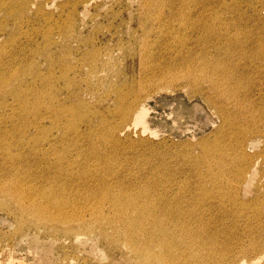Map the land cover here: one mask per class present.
I'll list each match as a JSON object with an SVG mask.
<instances>
[{
    "label": "bare ground",
    "instance_id": "6f19581e",
    "mask_svg": "<svg viewBox=\"0 0 264 264\" xmlns=\"http://www.w3.org/2000/svg\"><path fill=\"white\" fill-rule=\"evenodd\" d=\"M251 2L255 5L263 4L264 12V0ZM198 3H204V0ZM196 4L194 5L197 8L201 7ZM143 9H140L142 13ZM254 13L258 14V11L253 10ZM197 17L194 24H188L191 35L186 34L185 28L184 31L181 29L182 33L178 35L172 24V31L168 34L169 26L162 24L160 15L155 18L147 17L144 22L140 21V24L144 23L142 28H146V22L155 19L158 32L163 35L165 41H169V45H163L160 49L169 53L176 49L178 54L172 53L170 57L173 59L181 56L186 66L178 72L158 71V76L153 77L147 65L148 61L145 63L143 57L150 58L149 49L159 46V40L156 37L150 42V35H142L141 39L144 41L136 46L137 69L131 68L129 71L131 75L134 74L130 75L133 79L132 88L126 84L125 89L122 86V89L116 90L113 101L117 107L114 110L102 106L105 101L98 103L99 108L95 111H90L80 100L69 103L71 98L69 99L67 95L70 93L67 92L71 91L70 87L64 85L66 90L63 89L61 93L56 85L61 78H67L66 72L62 73L61 78H56L50 73L45 76L37 71L38 65L35 71L32 63L22 64V61H17L13 50L11 53L10 50L2 48L0 123H10L15 130L20 131L33 128L37 135L27 138L29 135L24 132L23 136L9 133L10 131L0 132V153H3L4 157V161H0V168L3 167L0 169V196L4 198L5 195L9 198L6 200H12L23 215L29 214L36 220H43L52 235L62 233V238L71 243L75 241L85 246L93 244L100 248V243L94 236L105 240V250L103 248L100 251L104 258L109 260L107 264H260L262 260L261 264H264V228L258 230L262 227H257L254 223L263 219L258 206L264 201V193L261 187L255 184L254 169L250 168L253 166L252 156L246 154L247 147L259 143L262 147L258 156L259 159L264 158V115L261 113L259 116L258 112H253L251 99L240 98L241 92H245L249 84L253 90L257 89L258 85L253 78H248L240 71L236 61V58H240L241 63H244V60L249 58L253 60L264 56L263 50L255 49L263 48V36L260 35L259 40L256 42L255 39L252 43L250 31L239 28L236 25L240 23L238 20L230 23L220 20L219 15L206 21L201 14ZM184 25L185 23H181L180 27ZM243 33L249 37H243ZM247 46L253 50H246L245 53ZM9 54L10 64L5 65L2 62L3 56ZM50 67L51 63L48 61V69ZM249 67L246 63L243 66L246 72ZM258 70V67H253L252 72ZM193 74H198L200 82H206L210 92L216 96L217 101H212L209 96L207 98L202 84L195 81L199 78L192 79L196 86L199 85V95L205 96V103L210 107L213 119H219L220 123L212 134L213 137L202 140L197 147L199 151L185 159L192 162L195 169L192 178L182 175L181 170L179 175L183 176L182 180H176L172 174H162L139 177L138 181L134 178L133 181H123L120 175L112 171L114 168L119 170L118 165L110 167L114 164L112 160H115V153L119 151L120 143H117L115 132H119L120 136L126 135L132 125H142L144 132L149 128V116L153 108L149 107L151 105L148 97L140 94L149 88L150 91L156 89V94L160 93L161 90L157 87L161 84L171 87L180 77L188 83H193L189 80ZM27 78L39 82L40 87L34 86L31 91L25 92L23 85ZM33 84L30 83L29 86ZM196 86L189 84L186 89L196 92ZM247 92H251V89H247ZM7 97L12 98L11 103L7 102ZM225 98L231 102V105L226 103L229 107H225V103L221 101ZM226 108L231 109V114L233 110H246L250 116L249 121L254 123L241 125L239 117L230 128V110ZM40 109L42 111L39 113ZM3 111L8 114L4 115ZM36 114L44 116V119L31 121V117L37 116ZM95 117H98L103 125L93 124ZM46 119L50 125L42 123ZM257 120L263 123L256 126ZM121 123L125 124L119 129ZM60 131L63 137L62 142H59L61 148H58L60 145L53 143L56 142L55 135ZM81 131L82 136L85 135L84 137L91 140L89 152L84 153L85 156H90V159L84 158L86 163L84 155L80 156V150L75 151V154L81 157L77 162L72 159L74 157L66 156V151L74 147V137L70 138V133L78 136L77 140L81 137ZM59 133L58 135H61ZM25 140L33 143V146L25 147L27 150L34 149L31 151L38 155L36 156L39 157V166L27 162L30 151L26 155V152H18L19 147L23 148L21 145ZM44 141V147L39 146ZM29 156L33 157V154L30 153ZM34 166L36 169L41 168V172H36ZM202 169H205L206 173ZM106 177L113 181H108ZM192 180L196 183L190 186ZM252 188L255 196L246 201L241 200L240 197L245 196ZM225 201L235 210H227ZM5 204V201H0V207L4 208ZM239 208H250V215L244 218L243 212L238 211ZM240 216L252 221L256 226H248L252 229L249 231H239L237 219ZM51 223L61 226H53Z\"/></svg>",
    "mask_w": 264,
    "mask_h": 264
},
{
    "label": "rangeland",
    "instance_id": "374dc122",
    "mask_svg": "<svg viewBox=\"0 0 264 264\" xmlns=\"http://www.w3.org/2000/svg\"><path fill=\"white\" fill-rule=\"evenodd\" d=\"M199 1L0 0V50L4 48L6 51L10 50L11 53L13 50L16 53L15 57L17 61H22V64L32 63L33 70L35 71L38 65L37 71L45 76H48L50 73L55 75L56 78H61L63 76L62 73L66 72L67 78H61L56 85L57 88H60L59 91L61 93L63 89L66 90L67 85L70 87L71 91L67 92L70 93L67 96H69V99L71 98L68 100L69 103L75 102L73 100H80L87 105L90 111H95V109L99 108L97 104L105 101L102 102V106H107V108L114 110L117 107V104L113 101L115 100L116 90L122 89V86L124 87L123 89L127 85V87H131L133 84L131 76L134 74L131 75L129 71L131 68L137 69L138 58H136V52L138 49H136V46L142 40L144 41V39H141L142 35L148 37L150 35V42L156 37L159 40V46L155 48L150 47V58L143 57L145 58V63L148 61L147 65L153 77L158 76L156 74L158 71L163 72L165 70L166 72H170L175 70L178 72L181 69L184 70L186 66L181 56L174 57L173 59L170 57L172 53V55L178 54L176 49L171 53L160 49L163 45H169V41H165L162 37L163 35H160L158 32V25L155 19L151 20L149 18L151 22H146L147 27L142 28L144 23L140 24V21L146 20L147 17L155 18L157 15H160L163 20L162 24L169 26L168 34L172 31L170 26L172 24L174 31H177L178 35L182 33L181 29L184 31V28L186 29V34L191 35L188 24H194L199 14L204 17L205 21L216 15H219L220 20H226L230 23L233 20H238L240 23L236 25L239 28L250 31L252 43L255 42V39L257 42L260 35L263 36V48L258 47L255 49H258V51L263 50L262 55H264V33H262V29L264 32L263 4L255 5L254 2H251L252 0H204V3H198ZM194 4L201 7L197 8ZM141 7L145 9H143V13L140 10ZM253 10L258 11V14H253ZM6 12L10 13L7 14ZM145 13L147 14L145 15ZM179 23H185L184 27L181 28ZM247 35L243 33V37L248 38L249 35ZM46 42L48 44H45ZM170 42L172 43V41ZM248 46L244 50L245 53L246 50L248 52L253 50V48H249ZM42 48L45 50H42ZM10 59V54L5 55L2 62L8 65L10 64ZM251 60L252 58H249L246 61L244 60V63H241V59L236 58L240 71L248 78H253L258 85V88L253 90V87L249 84L246 88L248 90L251 89V92H247L246 89L245 92H241L240 98L251 99L253 101V112H258L260 116L261 113L264 115V56ZM48 61L51 63L50 69H48ZM245 63L247 66H250L248 72L243 68ZM52 67H54L53 70L51 69ZM253 67H258L259 70L253 73ZM190 70L192 69L190 68ZM180 72L187 73V71ZM168 76H170V73ZM192 77L189 80L193 81V83L194 80L192 79L198 78L195 81L200 82L198 74ZM186 81V79L180 77L179 80L174 81L175 83L171 87L165 84L157 87L161 90L160 93L156 94L154 92L156 89L150 91L149 88L140 94L148 97L147 99L151 105L149 107L153 108V111H150L149 128L145 129L144 132L142 125L134 127L133 123H131V130L126 135L120 136L118 135L119 132H115L114 136L118 139L117 143L120 144L119 151L115 153L116 161L112 160L114 164L112 163L110 167L113 168L116 164L118 165L117 169L119 168V170L114 168L112 171L120 175L123 181H133L134 179L138 181L139 177L160 176L162 174H167V176H171L172 174V177L176 180H182L183 176L179 175L181 170H183L182 175L192 178L195 169H193L192 162H187L185 159L190 158L188 155L199 151L197 147L202 140L213 137L212 134L216 132L220 120L213 119L212 111L208 104L205 103V96L202 95L201 97L199 95V85L196 86V82L193 84ZM30 83L34 84L29 86ZM189 84L195 85L197 91L187 90L186 88H189ZM198 84H202L201 86L205 89L204 94L207 98L209 96L212 101H217L216 96L210 92L206 82L203 84L201 81ZM34 86L39 88L40 84L39 82H33L32 78H27L23 85L25 92L31 91ZM7 98V102L11 103L12 98ZM221 101L223 104L225 103V107L231 105V102L227 98L221 99ZM227 102L229 105H226ZM228 109L226 108V110ZM229 110L231 119L229 122L230 128L231 125L237 122L239 117L241 118V125L243 123L249 124L248 118L250 116L246 113V110H243V112L233 110L232 114L231 109ZM41 111L40 109L39 113ZM4 112L3 114L5 115L7 112ZM36 115L31 117V121L44 119V116ZM114 119L118 120V118ZM42 123L48 125L49 121L46 119ZM253 123L250 122V124ZM261 123L263 122L257 120L255 125L257 126ZM93 124L103 125V122L99 121L98 117H95ZM124 124H119L118 128L121 129ZM262 128L264 130V123ZM14 130L10 123H0V132L10 131L9 133H14L17 136H23L24 132L29 135L27 138H34L37 135V131L33 128L26 131ZM58 133L55 135L56 142L53 144L60 145L58 148H61V143L59 144V142H62L61 138L63 135L61 131L59 133L61 135H58ZM80 133L81 137L77 139L81 142L80 144L76 142V137L78 136L75 134L73 136L70 133V138L71 136L75 138L72 139V145H74L75 149L71 147L70 151H66V156H70L69 158L74 157L72 159L76 162L81 158L75 154L77 150H80V156L82 155L83 157L84 155L83 159L85 157L86 159H90V156L85 155L91 148V140L84 137L85 135L82 136L83 131ZM25 141L21 145L23 148L19 147V150L17 149L18 152L22 154L26 152L24 153L26 155L30 151L35 158L31 157L32 155L29 156V153L27 162L39 166L37 164L38 155L34 151H31L34 149L28 148L27 150L25 147L33 146V143ZM45 144L46 141L41 142L39 146L42 145L44 147ZM79 146L81 147L78 149ZM24 147L26 148L25 151ZM261 147L262 144L259 143L256 146L250 145L246 149V154L252 156L253 166H250V168L254 169L255 184L258 187L260 186L264 193V158L259 159L260 157L258 156ZM20 150L22 151L20 152ZM0 156V161H4L2 160L4 158L3 153H0ZM86 159H84L85 163ZM36 166H34V170L40 173L41 168L37 167L36 169ZM202 171L206 173L205 169H202ZM106 178L108 181H113L109 177ZM195 183L192 180L190 186ZM254 193L252 188L250 191H247L245 196H241L240 198L243 201L249 200L255 196ZM3 196L5 199L0 196V201H5L6 206L4 208L0 207V264H107L109 261L104 258L100 251L103 248L105 250V240L99 237L97 239L94 236V239L100 243L98 244L100 248H98L93 244L85 246L84 244H77L75 241L71 243L62 238V233L52 235L48 228L49 226L45 225L43 220H36L29 214L23 215L12 200H6L9 198L5 195ZM225 205L227 206V210L231 212L235 210V208L229 206L227 201H225ZM258 209L262 212L263 219L254 223L257 227H262L258 230H263L264 201L259 204ZM238 211L243 212L244 218H247L246 216H249L251 213L250 208H239ZM237 222L239 231H249L252 229H249L248 226H256L252 224V221H247L241 216L237 219ZM51 225L61 226L58 223H51ZM78 238L83 237L78 236ZM261 238L263 239V235ZM28 242L29 245L27 244ZM38 248H41V250ZM9 258L12 260H9ZM44 259L47 263H44ZM11 261H14V263H11Z\"/></svg>",
    "mask_w": 264,
    "mask_h": 264
}]
</instances>
